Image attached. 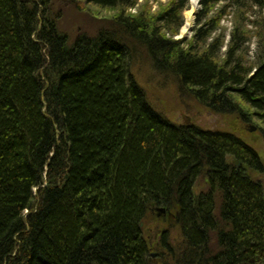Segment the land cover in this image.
<instances>
[{"label": "trees", "instance_id": "16d2710c", "mask_svg": "<svg viewBox=\"0 0 264 264\" xmlns=\"http://www.w3.org/2000/svg\"><path fill=\"white\" fill-rule=\"evenodd\" d=\"M88 1L121 9L117 28L71 41L51 0H0V264H157L141 225L152 202L183 236L164 241L175 264H264V185L244 166L264 170L260 154L156 108L121 36L204 107L257 116L264 134V0H201L183 39L189 0L137 14L138 0Z\"/></svg>", "mask_w": 264, "mask_h": 264}, {"label": "rangeland", "instance_id": "374dc122", "mask_svg": "<svg viewBox=\"0 0 264 264\" xmlns=\"http://www.w3.org/2000/svg\"><path fill=\"white\" fill-rule=\"evenodd\" d=\"M171 0H138V5L133 9H128L127 13L137 14L140 8H144L148 13L160 11ZM192 7V0H189V6L184 11L185 22L188 23L187 10ZM202 4L196 8L193 13L194 18L190 22L189 27L184 30V26L175 36L176 39H183L185 36L193 35V28L196 24L197 13L200 11ZM51 17L56 16L58 26L61 32L68 35L73 41L80 34H88L96 36L106 28H117L114 25V18L121 11L117 8L102 7L88 0H51ZM232 16L226 18L223 24L228 32L232 27ZM121 35V34H120ZM123 36L131 47H135L130 60L131 70L135 73L138 81L144 87L147 96L152 104L166 115L176 120L180 124H197L203 128L213 130H227L236 133L246 143L251 145L261 156L264 167V134L261 130L262 121L257 116H252L247 120L237 116L236 114L215 113L204 107L193 94L185 89L182 90L179 81L170 74H162L155 71L152 58L146 49L140 43L133 40L128 34ZM254 48V44H253ZM254 126L256 129L251 130ZM229 162L238 167L242 166L241 161L234 156L228 155ZM245 172L254 179L262 181L264 185V170H255L247 164ZM207 185V177L202 176L198 179L195 190L199 192L205 189ZM166 219L156 216H149L144 222V231L151 241V257L158 264H175L174 254L167 251L161 240L163 230L168 229L172 241L176 244V248H180L181 238L179 228L170 222L166 223ZM170 221L173 222V219ZM159 246H158V245Z\"/></svg>", "mask_w": 264, "mask_h": 264}, {"label": "bare ground", "instance_id": "6f19581e", "mask_svg": "<svg viewBox=\"0 0 264 264\" xmlns=\"http://www.w3.org/2000/svg\"><path fill=\"white\" fill-rule=\"evenodd\" d=\"M199 1L200 0H192V7L190 8V9H188L187 10V15H188V23L186 22V26H184V30H186L188 27H189V25L191 24L190 22L193 20V18H194V15H193V13H194V11L196 10V8L198 7V3H199ZM132 9V8H131ZM144 224V222H142V224L141 225H143ZM179 228V227H178ZM180 231V230H179ZM164 236H162L159 240H161V241H163L162 242V245H163V247H164V241L165 242H167L169 245L170 244H173V245H171V246H174L175 245V247H176V244L172 241V239H171V236L170 235H168V236H165L166 238H163ZM148 238V237H147ZM180 238H181V244L183 243V236H182V234H181V232H180ZM151 242V241H150ZM158 245V244H157ZM159 246V245H158Z\"/></svg>", "mask_w": 264, "mask_h": 264}, {"label": "water", "instance_id": "95a60500", "mask_svg": "<svg viewBox=\"0 0 264 264\" xmlns=\"http://www.w3.org/2000/svg\"><path fill=\"white\" fill-rule=\"evenodd\" d=\"M254 129H256V127L252 126L251 130H254ZM151 207H152L153 214H156L157 216H162V215H165L167 213H171L170 210L166 207L156 206L155 202H152Z\"/></svg>", "mask_w": 264, "mask_h": 264}]
</instances>
